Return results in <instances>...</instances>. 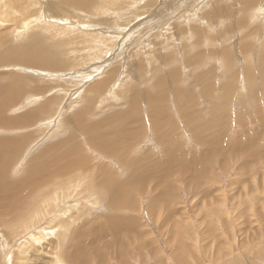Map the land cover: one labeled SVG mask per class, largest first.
Returning <instances> with one entry per match:
<instances>
[{"label": "rangeland", "instance_id": "1", "mask_svg": "<svg viewBox=\"0 0 264 264\" xmlns=\"http://www.w3.org/2000/svg\"><path fill=\"white\" fill-rule=\"evenodd\" d=\"M0 21L4 45L19 50L17 56L28 67L0 66V88L13 79L23 81L16 107L4 115L35 117L0 127V138L21 144L6 173L11 180L26 179L37 168L36 184L24 193L23 211L20 200L10 213L5 199L0 200V264H264V0H97L87 10L66 0H0ZM33 38L31 49L26 42ZM60 41L61 46H50ZM47 45V54L55 57L43 66ZM227 53L232 60H222ZM251 66L254 78L248 86L244 73ZM102 81V91L89 96L93 101L83 126L102 125L101 133L115 136L130 152L127 158L135 154L137 163L92 147L71 123L86 107L85 91ZM159 81L167 82L169 94L161 89L166 109L165 115L153 113L155 126L168 138L159 115L168 117L179 144L170 158L164 156L165 145L146 104ZM207 85L209 94L203 89ZM253 135L256 140H249ZM71 137L80 149L71 163L81 161L82 168L53 172L49 165L55 157L51 152L46 156L47 148ZM249 144L255 152L247 149ZM62 147L53 153L63 154L67 149ZM205 151L218 154L198 176L199 163L189 157H203ZM153 163L159 165L158 177L164 175L162 182L152 179ZM105 172L135 185L121 193L127 203L115 199L116 213L106 197L112 189L102 179ZM23 212L29 218L16 222ZM24 227L28 233L22 240L16 236ZM32 231L37 234L33 247Z\"/></svg>", "mask_w": 264, "mask_h": 264}, {"label": "bare ground", "instance_id": "2", "mask_svg": "<svg viewBox=\"0 0 264 264\" xmlns=\"http://www.w3.org/2000/svg\"><path fill=\"white\" fill-rule=\"evenodd\" d=\"M70 5H72L73 7H80V8H84V9H90V5L91 4H93V2L95 1V2H97V0H66ZM114 1V0H113ZM104 4V3H103ZM104 7V6H103ZM253 7H254V5H253ZM51 8V7H50ZM54 8V7H53ZM56 8V7H55ZM109 8V7H108ZM56 10H58L59 12H60V10H59V8L57 7V9ZM250 12H252V11H250ZM196 18V17H195ZM0 24H1V21H0ZM6 25V24H5ZM25 25V24H24ZM23 25V26H24ZM146 26V25H145ZM168 29V28H167ZM20 30V29H19ZM46 30V29H45ZM51 31V30H50ZM49 33H51V32H49ZM161 33V32H160ZM28 34V33H27ZM5 36H6V33H5ZM34 36H36V35H34ZM37 37V36H36ZM30 38H31V36H30ZM41 38V37H40ZM34 39L35 38H33V39H29V41L28 42H26V45H29V47H31V49H32V45L34 44ZM0 40H3V43H0V66H2V65H4L5 63H10V64H14V65H16V66H22V64L24 65V66H26L27 67V65H25V59H20L18 56H17V54L16 53H19V50H16V51H14V50H12V49H10V48H8L7 46H5L6 45V43H5V41H4V37H0ZM63 42H57V43H55V44H52V45H50V46H52V47H54V49L56 48V47H58V46H61V44H62ZM5 44V45H4ZM24 46H25V44H23ZM23 46V47H24ZM250 46V45H249ZM49 48V45H47V46H45L44 47V50H43V55H42V65L43 66H45V64L47 63V62H49V60L51 61V59L52 58H54L55 56H53L52 54H47L48 52H47V49ZM30 49V50H31ZM55 54H57V51L55 52ZM208 54H210V51L208 52ZM19 56H20V54H19ZM201 56L202 55H199V56H197V60H200L201 61ZM208 56V55H207ZM222 57V56H221ZM30 58H31V60H32V55L30 56ZM223 59H225V60H232V58H231V55L229 56L228 55V53L226 54V56H223V58H222V60ZM28 61H30L29 59H27ZM45 60V61H44ZM221 60V61H222ZM244 60V59H243ZM191 61V60H190ZM193 61V60H192ZM199 61V62H200ZM260 62V61H259ZM234 63V62H233ZM232 63V64H233ZM258 65V64H257ZM256 65V66H257ZM185 66V65H184ZM222 66H224V65H222ZM221 66V67H222ZM8 67V66H7ZM23 67V66H22ZM186 67V66H185ZM24 68V67H23ZM28 68V67H27ZM35 68H37V70H43V68H39L38 66L37 67H35ZM34 68V70H36ZM225 68V67H224ZM31 69H33V68H31ZM36 70V71H37ZM41 70V71H42ZM210 71V70H209ZM224 71V70H223ZM253 71H254V69H253V66H251V68L250 69H247L246 70V74L244 73V75H245V77H246V79H248L247 81H248V86H252V84H251V81H253L251 78H254V77H252V76H254V75H252V73H253ZM40 72V71H39ZM176 72V71H175ZM176 73H178V71L176 72ZM175 74V73H174ZM179 74V73H178ZM188 74V73H187ZM202 74V73H201ZM176 76V75H175ZM178 76V75H177ZM197 76V75H196ZM204 76V75H203ZM221 77V76H220ZM111 78V77H110ZM176 78V77H175ZM200 79H202V76H200L199 77ZM30 79V78H29ZM174 79V78H173ZM179 79V78H178ZM178 79H176L177 81H178ZM175 80V79H174ZM175 80V81H176ZM204 79H202V81H203ZM81 81V80H80ZM83 81V80H82ZM165 81H167V80H165ZM165 81H159L158 83H156L157 85H156V90H155V92H154V94H152L153 96L155 95V94H157V96H150L149 95V97L147 96L146 97V99H147V103L146 104H148V106H150V114H149V116L151 115V119H150V121L152 122V125H153V129L156 131V130H158L157 132H159V136H158V138H159V140L162 142V144H164L165 145V154H164V156L166 155L167 157H169L170 158V156H173L174 154H176L177 152H178V150H177V147L179 146V144L177 143V139L175 138L174 139V135H173V124H172V122L169 120V118L167 117H162V116H160L159 115V120H160V123H163L164 124V129L166 130V133H167V137L168 138H165V137H163L162 136V129L161 128H158L157 129V127L155 126L156 124H155V115H153V113L154 112H160L162 115H165L164 114V110L166 109L165 108V106L163 107V100L165 99V96H163V95H168L169 94V91H167V82H165ZM176 81V82H177ZM246 81V80H245ZM23 81H19L18 79H17V81H16V79H13V80H11V82L10 83H8V84H6L5 85V87H2V88H0V127H2V128H5V126L6 125H9V124H17L16 122H18V121H20L21 123H23L24 121L23 120H25V122L26 121H32L35 117L34 116H29V115H27L26 117H24V118H22L21 116H17L16 118H8L7 117V115L5 114L4 115V112H5V110H7V112H8V108L9 107H16L15 106V104H16V102H17V99L19 98L20 99V97H18L17 96V94L19 93V91L21 92V86H20V83H22ZM33 82V81H32ZM58 82V81H57ZM185 82V81H184ZM211 82V81H210ZM40 83H42V81L40 82ZM68 83V82H67ZM66 83V84H67ZM101 83H103V81L102 82H99V83H97V84H94V86L92 87V88H89V90L88 91H90V92H88V91H85V93H86V99H85V105H86V107L84 108V111H80V112H77V113H75L74 114V117H73V119H72V121H71V123L72 122H75L74 124H77L78 126H79V128L81 129V131L86 135V138H87V141L91 144V145H93L92 147H94V148H96V149H98V150H102L103 152H106V149H108L109 150V153L110 154H112L115 158H119V160L120 161H122V162H130L131 161V163H137V161H135V160H133V158H134V156H135V154H134V156H132V158H131V160H129V158H127V157H130L131 156V154H130V152H127V150L126 149H124V147H123V145H122V142L120 141V142H116V141H114L116 138H115V136H113L112 134L111 135H108V134H106V135H104V134H102L101 133V131H100V129H101V126L102 125H100V124H97V125H93V126H91V128L90 129H88V128H86L85 126H83V123H82V119H83V117L85 116V110H87L88 109V103H91L93 100H91V97H93V98H95V96H96V94L98 93L99 94V92H101L102 91V89H103V84H101ZM34 84H36V83H34ZM81 84V83H80ZM173 84V83H172ZM177 84V83H176ZM44 85V84H43ZM210 85V84H209ZM209 85H207V86H205L203 89H204V93L205 94H209V92L211 91L210 90V86ZM29 86H30V84H29ZM37 86H38V84H37ZM210 88H209V87ZM31 88H32V86H30ZM29 87V90L31 89ZM24 88V87H23ZM41 88L42 87H38V88H36V92H38L39 90H41ZM161 89H165V91L163 92V95H161V97H160V92H161ZM24 90V89H23ZM32 90V89H31ZM176 90V89H175ZM181 90V89H180ZM84 91V90H83ZM28 92V91H27ZM30 92V91H29ZM32 92L35 94V95H37V97H43L42 95H40V94H36L33 90H32ZM182 92V91H181ZM21 93H23V92H21ZM20 93V94H21ZM31 93V92H30ZM84 93V94H85ZM180 94V93H179ZM27 95H29L30 96V94H27ZM34 95V96H35ZM19 96H21V95H19ZM33 96V95H32ZM33 96V97H34ZM89 96H91V97H89ZM183 96V95H182ZM184 96H186L185 94H184ZM32 97V98H33ZM37 97H36V99L34 98L33 99V101L34 100H36L37 101ZM191 98H192V96H190ZM195 97V96H194ZM189 98V97H188ZM45 99V98H44ZM59 99H61L59 96H57V99H56V101L57 100H59ZM82 99V98H81ZM190 99V98H189ZM39 100V99H38ZM83 100L84 99H82L81 100V107H83L84 106V104H83ZM192 100V99H191ZM26 101V100H25ZM30 101H32V99L30 100ZM46 101L47 100H44V101H42V103L46 106ZM99 101V100H98ZM23 102V101H22ZM101 102H103V101H101ZM100 102V103H101ZM157 102H161V104H157ZM192 102L193 101H190L189 100V102H188V105L190 106V104H192ZM35 102H30V104H34ZM30 104H28V105H30ZM151 104V105H150ZM100 106V104H98V107ZM138 106V105H137ZM168 107V106H167ZM185 107V106H184ZM54 108L56 109V105L54 106ZM58 108V107H57ZM90 108V107H89ZM137 108V107H136ZM61 109V108H60ZM56 110H58V109H56ZM134 110V109H133ZM132 110V111H133ZM184 110V109H183ZM193 110V109H192ZM41 113H44V115L45 114H47V112H41ZM215 113V112H214ZM23 114V113H22ZM258 114V116H259V113H257V112H255L254 111V116H256ZM12 115V114H11ZM187 115L188 116H186L187 117V121L190 123V121H192V114L191 115H189V112L187 111ZM196 114L194 113V117L193 118H195L196 116H195ZM214 115V114H213ZM10 116V115H9ZM118 116V118L120 117V115H117ZM135 116V115H134ZM14 117V116H13ZM109 117V116H108ZM257 117V116H256ZM120 118H122V117H120ZM125 118V117H124ZM251 118V117H250ZM254 118V117H253ZM255 119V118H254ZM70 120V119H69ZM107 120V119H106ZM106 120H104V121H106ZM203 120V119H202ZM23 121V122H22ZM101 121V120H100ZM186 121V120H185ZM62 122H64V121H62ZM192 122H194V121H192ZM59 123V122H58ZM57 123V124H58ZM61 123V122H60ZM68 124V125H73V124ZM103 123V122H102ZM111 123V122H110ZM218 123V122H217ZM217 123H213V124H217ZM19 124V123H18ZM24 124H26V126H28L29 124H31V123H24ZM80 124V125H79ZM192 123H190V125H191ZM204 124V123H203ZM137 125V124H136ZM14 126V125H13ZM192 126V125H191ZM205 126V125H204ZM16 127H17V125H16ZM168 127V128H167ZM7 128V127H6ZM5 128V129H6ZM56 128V127H55ZM71 128L72 129H74L72 126H71ZM78 128V129H79ZM202 128H203V126H202ZM9 129V128H8ZM77 128L75 127V130H76ZM126 129V128H125ZM203 129H205V128H203ZM59 130V129H58ZM57 130V131H58ZM70 130V129H69ZM102 130V129H101ZM11 131V130H10ZM56 131V132H57ZM68 131V130H67ZM43 132V131H42ZM65 132V131H64ZM70 132V131H69ZM68 132V133H69ZM72 132V131H71ZM76 132V131H75ZM78 132V131H77ZM92 132H94V133H92ZM104 132H106V131H104ZM65 134V133H64ZM127 133L125 132V135H126ZM172 134V135H171ZM200 134H202V133H200ZM247 135V134H246ZM74 136V135H73ZM55 137V136H54ZM67 137V136H66ZM248 137V136H247ZM51 138H53V137H51ZM108 138H111L114 142H115V144L114 145H112V144H109V143H107L106 142V140H108ZM133 137H132V135L129 133V138H128V140L130 141L131 139H132ZM195 138H197V136H195ZM3 139V140H2ZM64 140V139H63ZM198 140V139H197ZM196 140V141H197ZM249 140H256V136H254L253 135V138H249ZM14 141H16L15 143H14ZM159 141V142H160ZM201 141V140H200ZM213 141V140H212ZM211 141V142H212ZM203 142V141H202ZM205 143V142H204ZM213 143V142H212ZM19 141H17V140H13V139H10V138H7V137H3V138H0V200L1 199H5V201H4V203H5V206H6V208H8L7 210H8V212L10 213L11 212V210H12V208H14L15 207V205L17 204V202L20 200V208H21V211H23V203H22V201H23V199H24V193L25 192H27V191H30L29 189L33 186V185H35L36 183V180L35 181H33L34 180V176H35V174H34V172H36L37 171V168H33V172L26 178V179H24V177H25V175H23L22 177H20V178H18V179H14V180H11V178H10V176L9 175H7V171H8V168L7 167H9L8 165H11V163L13 162H11L10 163V160L12 159V157H14L15 155H16V151H18V147H19ZM21 145V144H20ZM62 146H64L67 150L63 153V154H61V155H58V154H54L53 153V151L54 150H57V149H60V147L61 148H63ZM49 151H46L45 152V154H46V156H48L49 155V152H51L52 153V157H55V159L53 160V161H51V164L49 165L50 167H51V170L53 169V172H54V169L56 168L57 170V173H62V174H66V172H69L70 171V174H71V171L73 172V170H74V168H77L78 169V167L80 168L81 166H82V162L78 159V162L80 161V163H78L77 164V161H76V164L73 162V164H75L74 166L72 165V163H71V161H74L73 159H75V160H77L76 159V157L78 158V156L80 155V149H79V146L76 144V138L75 137H71V138H69V139H67V140H65V141H61V142H59V144H54V145H51V146H49L48 148H47ZM247 149L249 150V151H252V152H255V147H254V145L253 144H249L248 145V147H247ZM13 151H15V154L14 153H12ZM97 151V150H96ZM228 152V150H224V151H222L221 153H227ZM101 153V152H100ZM220 153V154H221ZM45 154L42 156V157H45ZM105 154H108V153H105ZM193 154V153H192ZM191 154V156L189 157L190 158V160H195L197 163H199V165H198V167L200 168V170H201V172H200V174H196V175H198V176H200V175H203L204 173H203V170H204V168L206 167L207 168V162L208 161H211V159L213 158L214 159V157H216L217 155H214V154H218V152L216 151V153H213V152H209V151H205L204 152V154H203V157H201V154H199L200 156H198V155H196L195 153V155H192ZM209 154V156H211V157H207L206 155H208ZM51 155V154H50ZM49 155V156H50ZM144 155V154H143ZM142 155V156H143ZM48 156V157H49ZM141 156V157H142ZM152 156V155H151ZM165 156V157H166ZM70 157H72V160L70 159ZM84 157V156H83ZM146 158L147 157H149V156H145ZM175 157V156H174ZM69 158V159H68ZM80 158V157H79ZM145 158V159H146ZM173 158V157H172ZM85 159V158H84ZM143 159V158H142ZM145 159H143L145 162H146V160ZM148 159V158H147ZM166 159V158H165ZM190 160H188L187 159V165L190 167V163H191V161ZM261 160V159H260ZM83 161V160H82ZM143 161V162H144ZM216 161V160H215ZM84 162V161H83ZM85 162H86V160H85ZM248 162H250V159L248 158ZM10 163V164H9ZM82 163V164H81ZM87 163V162H86ZM245 164V163H244ZM153 165H154V167H153V170H154V172L153 173H155L156 175H152V179H154L155 178V182L156 183H159V182H162L161 181V179L164 177V175H162V176H159L158 177V172L160 171V168H158L159 167V165L157 164V163H153ZM248 164L246 163V166H247ZM138 166V164H136L135 165V168H134V170H135V172H136V167ZM83 167H85V166H83ZM105 167V166H104ZM204 167V168H203ZM208 167H211L210 165L208 166ZM82 168V167H81ZM94 169V168H93ZM105 169V168H104ZM76 170V169H75ZM100 169L98 168V171H99ZM207 170V169H206ZM30 171V170H29ZM28 171V172H29ZM94 171V170H93ZM102 171V170H101ZM100 171V172H101ZM106 171V170H105ZM171 171V170H170ZM75 172V171H74ZM141 172V171H140ZM140 172H137V176L138 177H140V178H143V177H146V175L145 176H143ZM143 172V171H142ZM56 173V172H55ZM55 173H54V175H55ZM99 173V172H98ZM146 174H147V170H146V172H145ZM67 174H69V173H67ZM69 174V175H70ZM167 174V173H166ZM170 173L168 172V175H169ZM171 174H172V172H171ZM53 175V174H52ZM99 175V174H98ZM102 175H104V177L102 178L103 180H105V181H107V182H110L111 184H110V188L112 189V190H115L116 192L118 191L119 192V194L118 193H114V192H112L113 194H115V195H113L112 193H111V191H109L108 192V194H107V198L112 202L113 201V204L115 203V199H118V198H120V201H123V202H125V203H127V198H125V197H121V193L123 192V190L126 188V186L127 187H130V188H134L135 187V185H132V184H130V182L127 180V182H125L126 183V185L123 183V181H118V177L116 176V177H114V179H113V176H112V172H105V174H103L102 173ZM141 175V176H140ZM64 176H67V175H64ZM72 176V175H71ZM51 177V176H50ZM54 177V176H53ZM57 177H59V176H57ZM60 177H62V176H60ZM100 177H102L101 175H99V178ZM45 178H48L47 176H44V177H42L41 178V181L43 182L44 180H46ZM50 179V178H49ZM52 179V178H51ZM57 179V178H56ZM101 178L99 179V182H100V180H102ZM55 180V179H54ZM52 181V180H51ZM79 181V180H78ZM91 181V180H90ZM159 181V182H158ZM71 182V181H70ZM172 182V181H171ZM76 183V182H75ZM240 183V182H239ZM72 185V184H71ZM70 185V186H71ZM77 185H78V182H77ZM76 185V186H77ZM162 185H163V183H162ZM106 186V185H105ZM164 186V185H163ZM37 187V186H36ZM45 187V186H44ZM101 188V187H100ZM77 189V188H76ZM167 189V188H166ZM132 190V189H131ZM163 190L165 191V189H164V187H163ZM33 192V191H32ZM101 192H102V190H101ZM15 194L16 196H10V194ZM160 193V192H159ZM168 193V192H167ZM102 194V193H101ZM106 195V194H105ZM165 195V194H164ZM103 197H104V195H102ZM127 196V195H126ZM26 197V196H25ZM164 197V196H163ZM130 198V197H129ZM161 198V197H160ZM32 200V199H31ZM104 200V199H103ZM153 200V199H152ZM151 200V201H152ZM25 202V201H24ZM1 203V202H0ZM112 204V207L114 208V211H115V209H116V206H115V204L113 205ZM33 205V207H34V204H32ZM108 207V206H107ZM16 209V208H15ZM149 209H150V212H152L154 209L152 208V207H149ZM25 212H26V209L24 210ZM28 211V210H27ZM25 212H23L24 214L22 215V216H20L17 220H16V222H18V221H20V220H22V219H26V218H29L28 216H25ZM8 213V214H9ZM112 213V212H111ZM114 213V212H113ZM112 213V214H113ZM115 213H116V211H115ZM21 214V213H20ZM27 214V213H26ZM64 216H65V214H64ZM114 216V215H113ZM63 217V216H62ZM111 217V216H110ZM115 218V217H114ZM113 218H111V220H112ZM8 220V219H7ZM72 220V219H71ZM23 221V220H22ZM55 221V220H54ZM126 221H127V219H126ZM27 222V221H26ZM72 222V221H71ZM123 222H124V220H123ZM74 223V221L72 222V224ZM111 223H113V221L111 222H109V224L110 225H112ZM8 224V223H7ZM9 224H11V223H9ZM13 224V223H12ZM11 224V225H12ZM90 225V224H89ZM13 226V225H12ZM139 226V225H138ZM15 228H17V226L15 225L14 226ZM23 227V226H22ZM26 230H28L26 227H24L23 228V231L20 233V232H18V234H17V236L16 237H22L21 239L23 240V238L24 237H26L25 235L28 233ZM16 230H14V231H12V232H9L8 234H13L14 232H15ZM4 232V231H3ZM31 234H29L30 236H29V238H30V241H31V244H32V246L31 247H33L34 246V243H36V241H37V239H35L36 237H37V234H36V232H34V231H32V232H30ZM5 236V235H4ZM41 236V235H40ZM9 237H11V236H8V238ZM12 238V237H11ZM10 240V239H9ZM12 240V239H11ZM5 243H6V241H5ZM5 243L3 244V248H5V246H7V245H5ZM15 244V243H14ZM18 244V243H17ZM24 244H23V241H21V242H19V245H18V247L20 248V247H22ZM28 247H26V250H29V249H27ZM17 249V248H16ZM23 249H25V248H23ZM33 249V248H32ZM80 249H81V247H80ZM21 250H22V248H21ZM34 250V252H37V250L36 249H33ZM78 250V249H77ZM202 250V249H201ZM79 252V251H78ZM75 253H77V252H75ZM81 253H83L82 252V249H81V252H80V254ZM86 253V252H85ZM84 253V254H85ZM90 253V252H89ZM78 254V253H77ZM84 254H81L82 256L81 257H84ZM87 254V253H86ZM79 255V254H78ZM80 256V255H79ZM102 256V255H101ZM85 258V257H84ZM102 259V263H105V258H104V256L103 257H101ZM68 259H69V257H68ZM28 260V259H27ZM101 263V262H100ZM99 263V264H100ZM30 264V263H29ZM156 264V263H155Z\"/></svg>", "mask_w": 264, "mask_h": 264}]
</instances>
